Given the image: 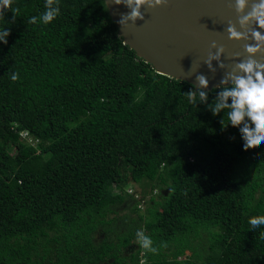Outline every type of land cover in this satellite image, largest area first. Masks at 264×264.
<instances>
[{
  "label": "trees",
  "instance_id": "1",
  "mask_svg": "<svg viewBox=\"0 0 264 264\" xmlns=\"http://www.w3.org/2000/svg\"><path fill=\"white\" fill-rule=\"evenodd\" d=\"M44 4L0 15V264H264V226L248 223L264 215V143L245 151L227 110L212 114L222 88L190 104L193 85L123 43L103 0L27 24ZM128 182L157 191L145 211Z\"/></svg>",
  "mask_w": 264,
  "mask_h": 264
},
{
  "label": "water",
  "instance_id": "2",
  "mask_svg": "<svg viewBox=\"0 0 264 264\" xmlns=\"http://www.w3.org/2000/svg\"><path fill=\"white\" fill-rule=\"evenodd\" d=\"M106 4V0H103ZM234 0H167L164 6L150 9L145 6L144 19L131 21L122 27L119 24L122 14L130 9L107 0L108 14L114 21L123 43L134 50L136 55L150 63L156 73L196 84L193 91L201 90L196 79L205 75L209 80V91L221 87V80L232 66L247 57L244 45L254 41H233L225 30L228 22L237 20L231 7ZM239 28V25L237 24ZM262 32L264 30L257 29ZM223 46L226 51L220 61L213 60L215 72L205 61L209 52H216L212 44ZM237 55L239 57L237 58ZM257 59L264 60V53ZM225 65L220 67V63Z\"/></svg>",
  "mask_w": 264,
  "mask_h": 264
},
{
  "label": "clouds",
  "instance_id": "3",
  "mask_svg": "<svg viewBox=\"0 0 264 264\" xmlns=\"http://www.w3.org/2000/svg\"><path fill=\"white\" fill-rule=\"evenodd\" d=\"M116 5L124 4L130 11L122 14L119 24L124 27L131 21L144 19L142 9L147 6L150 9H156L164 6L167 0H113ZM13 0H0V15L5 10L14 13V19L18 16L19 8H13ZM108 9V3L104 7ZM231 7L237 14L235 22L229 21L227 28L229 39L233 41H254L255 43H246L244 45L247 57L232 66V70L226 73L221 80V88L213 104L209 105V110L214 116L219 115L221 111L225 112V117L229 123L225 125L224 119L221 120L223 128L228 125L237 127L240 131L241 138L244 141L243 148L245 151L255 148L264 143V60L257 59L258 54L264 53V0H234ZM44 12L38 17L32 16L27 20V24L35 25L42 23L48 25L57 19L61 14L60 0H45ZM239 25V28L237 27ZM11 35L7 28L0 29V42L8 43V37ZM212 48L216 52H209L208 59L205 63L208 68L215 72L212 61H220L221 56L226 49L213 42ZM239 55H237V58ZM220 67L225 65L221 62ZM10 79L15 82L20 79L18 72L9 73ZM199 82L200 91L185 92L187 101L195 105L197 100L207 102L208 94L203 90L208 88L209 80L205 75H198L196 78ZM193 89L197 87L193 84ZM229 100L231 103H229ZM22 131L21 135L23 136ZM29 138L32 137L27 135ZM28 141H31L27 138ZM250 230L264 226V215L253 216L249 219ZM261 238L264 239V232H261ZM136 240L141 249L153 254L159 253V248L154 246V241L142 230H137ZM166 247V244L162 245Z\"/></svg>",
  "mask_w": 264,
  "mask_h": 264
},
{
  "label": "rangeland",
  "instance_id": "4",
  "mask_svg": "<svg viewBox=\"0 0 264 264\" xmlns=\"http://www.w3.org/2000/svg\"><path fill=\"white\" fill-rule=\"evenodd\" d=\"M124 189L130 190V194H132L136 199H139L143 197V193L145 192L144 196V201L140 202V210L145 211L146 207L150 204L149 203V196L150 195H155L157 191L151 192V188L149 185H146L144 182L143 183H137V182H128L125 183ZM114 192H119V189H116ZM156 199H159L156 197ZM135 203V201L132 198L126 197V200L124 201L123 204L119 205L117 208L119 214H124V213H129V209L131 206Z\"/></svg>",
  "mask_w": 264,
  "mask_h": 264
},
{
  "label": "built area",
  "instance_id": "5",
  "mask_svg": "<svg viewBox=\"0 0 264 264\" xmlns=\"http://www.w3.org/2000/svg\"><path fill=\"white\" fill-rule=\"evenodd\" d=\"M22 134H23V136H26V138H28L29 140H31V138H29V137L27 136V132H23Z\"/></svg>",
  "mask_w": 264,
  "mask_h": 264
}]
</instances>
